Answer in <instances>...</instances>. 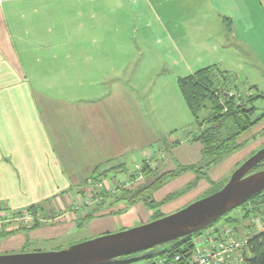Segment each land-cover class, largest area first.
I'll use <instances>...</instances> for the list:
<instances>
[{
  "label": "crops",
  "instance_id": "1",
  "mask_svg": "<svg viewBox=\"0 0 264 264\" xmlns=\"http://www.w3.org/2000/svg\"><path fill=\"white\" fill-rule=\"evenodd\" d=\"M132 1L0 0V213L29 209L44 218L1 229L0 254L28 245L60 250L82 231L85 241L171 214L206 191L209 174L227 158L240 160L244 134L255 131L245 140L254 139L250 151L264 144V136L256 140L262 119L204 176L178 172L203 165L178 80L215 68L236 85L239 73L250 78L255 60L264 66V2L144 0L166 16L168 30H107L111 5ZM52 5L53 13L46 12ZM100 11L102 30H95ZM48 18L59 30L46 26ZM254 106L256 115L264 112L262 101ZM208 116L207 108L199 113L200 120ZM143 162L149 177L176 175L131 206L105 200L70 206L94 182L124 184L140 176L129 190L146 185L150 178L134 168Z\"/></svg>",
  "mask_w": 264,
  "mask_h": 264
},
{
  "label": "trees",
  "instance_id": "2",
  "mask_svg": "<svg viewBox=\"0 0 264 264\" xmlns=\"http://www.w3.org/2000/svg\"><path fill=\"white\" fill-rule=\"evenodd\" d=\"M261 1L264 2V0ZM177 85L197 128V133L194 134L191 141L200 143L203 146V165L200 167H183L178 172L192 171L204 176L205 171L211 166L218 164L223 158L239 149V146L235 144L239 136L264 119V112L259 116L256 115L257 108L254 106L258 101L264 103V98L261 94L245 95L244 92L241 93L232 77L219 72L215 68H204L193 75L180 78ZM229 90H232L234 94L230 95ZM206 108L209 110V116L205 120H200L199 113ZM223 132L226 134H222ZM263 168L264 161L252 172ZM141 172L144 176L150 178L146 185H142L135 190H126L117 197H114L115 195L111 196L109 198L113 200L111 199L110 202H125L129 206L134 205L143 201L147 194L160 188L176 175V173H166L161 176L149 177L151 172L146 162L141 164ZM105 175L103 174V176ZM100 180L103 179L94 178V181ZM105 202H107V199ZM235 210H241L243 220H250L257 213L264 220V191L253 196ZM235 210L225 214L214 225L222 221L228 225L236 224L238 220L230 217ZM197 234L170 242V247L159 253L165 257L164 264H173L177 255H181L182 260L176 264H187L186 257L190 253L192 240ZM157 254L154 249V254L144 260L152 259ZM135 256L121 257L119 258L120 261L110 264L135 263ZM245 259L248 264H264V231L249 239Z\"/></svg>",
  "mask_w": 264,
  "mask_h": 264
},
{
  "label": "water",
  "instance_id": "3",
  "mask_svg": "<svg viewBox=\"0 0 264 264\" xmlns=\"http://www.w3.org/2000/svg\"><path fill=\"white\" fill-rule=\"evenodd\" d=\"M263 161L264 147L239 166L221 189L171 215L59 251L0 256V264H110L132 255L136 261L144 260L155 247L204 230L263 192L264 168L252 172Z\"/></svg>",
  "mask_w": 264,
  "mask_h": 264
},
{
  "label": "rangeland",
  "instance_id": "4",
  "mask_svg": "<svg viewBox=\"0 0 264 264\" xmlns=\"http://www.w3.org/2000/svg\"><path fill=\"white\" fill-rule=\"evenodd\" d=\"M149 4L150 3L145 2L144 0H136V1H132V3H124V6L122 4H118V3L115 5L112 4L111 6H115V7H113L114 9H113L111 15L105 21L106 29L107 30H168L169 29L168 23H167L168 19L166 18V16H161L155 12L156 10H151ZM95 5L97 7L98 4H95ZM152 5H154V4H152ZM46 12H52L53 13V5L51 6V8L48 7ZM78 20L80 21V24L83 25L79 28H85V30H86L87 20L85 18V15L84 16L79 15ZM35 23L36 22L34 20H32V25H34ZM44 23H46V22H43V21L41 22V24H43V25H44ZM93 23H94L95 30H102L103 22H102V18H101V11H100L99 18L95 17L93 20ZM41 24H39V26L42 29H44L43 25H41ZM46 26L51 27V29H58L59 30V27H57L55 25L54 18H48ZM53 26H54V28H53ZM252 71H253V74H250V78H246V76L244 74L239 73V76H236V78H237L236 86L239 88L241 93L246 92L248 89H250L253 86L256 89L253 91L254 93H256V94L264 93V66H260V64L257 63L255 60ZM243 90H245V91H243ZM257 106L260 109L262 104H258ZM259 112H261V110H259ZM204 115H205V112H202L201 116H204ZM263 126L264 125H261V128ZM258 130H260V129H258ZM254 133H255V131H253V130L249 131L248 133L244 134L240 138L239 141H242V143H244L245 148L242 149L239 153H237L236 156L240 157V160H238L237 163L234 164V163H232V161H230L231 158H227L221 165L216 167L217 169L215 168L216 171H215V173H213V175L209 174L210 180H212L213 182L211 184H209V186L207 187V190L204 191L203 193L199 194L191 202L187 203L186 206H183L182 208L172 212L171 214H173L177 211H180L183 208L187 207L188 205L213 194L220 187L222 188L226 184V182L229 180L231 174L239 166H241L249 157H251L253 155V153L255 154L257 151H259L261 148H263L264 144H262L261 146L251 150L252 152L250 151L254 139L250 138L247 142H245V140H247V138L250 137ZM261 136L263 137L264 133L257 135L256 140L259 139ZM224 171H225V174L222 176L221 180H219V181L213 180V179H216ZM108 177H110V176H108ZM120 193H122V192H120ZM120 193L116 194L114 197L119 196ZM185 195H186V192L184 191L183 193L178 195L180 197H177V198H174L171 200H177L180 198H184ZM97 196L99 197L100 195H96V197ZM100 197L102 199L104 196L101 195ZM106 199L108 202H110V200L112 198H103V200H106ZM183 202L186 203V201H183ZM171 214H168V215H171ZM257 214H254L250 218V220L246 221V220H243L241 218V216H242L241 210H235L231 213L230 217L235 218V220H238V222L236 224H234V227L237 228V230L239 232H241V233L244 232L243 233L244 235L250 236V238H251L252 236H255V235L264 231V220H262L260 218V216ZM168 215H165V214L157 215L156 219H154V220L163 218V217L168 216ZM154 220L150 219L148 221L151 222ZM149 222H147V223H149ZM147 223H145V224H147ZM223 223L224 222L222 221V222H219L216 224L221 225ZM141 225H144V224H140L139 226H141ZM82 234H84V231L79 232L76 236L72 237L71 240L69 239L67 244H65L62 248H60V250L66 249L67 247H69V246H66V245H68V243H73L74 241L81 240ZM96 238H98V237H96ZM86 239H89V238H86ZM93 239H95V238H92L89 240H93ZM89 240H85V241L81 240L82 242H78V243L75 242V243L79 244V243H83V242H86ZM72 245H74V244H72ZM72 245H70V246H72ZM48 246H54V244H51ZM169 247H170V243L157 246V247H155V250H156V253H158V254L155 257H153L152 259H148V260H138L135 263H131V264H159V261H163L165 259L164 255H160L159 253L163 252L164 250H167ZM48 249H50V248H41V250L40 249L38 250L35 247L28 245L24 250H20L17 252H10L7 254H0V256L59 251V250L51 251ZM36 250H38L39 252H36Z\"/></svg>",
  "mask_w": 264,
  "mask_h": 264
},
{
  "label": "built area",
  "instance_id": "5",
  "mask_svg": "<svg viewBox=\"0 0 264 264\" xmlns=\"http://www.w3.org/2000/svg\"><path fill=\"white\" fill-rule=\"evenodd\" d=\"M253 91H247L245 95H251ZM229 94L234 92L229 90ZM147 163V162H146ZM148 164V163H147ZM136 171L141 170V165H135ZM140 176L137 177L139 181ZM126 182L124 184H110L109 182H94L88 186L81 195L74 198L71 203L73 210H80L100 202L103 198H109L120 192L134 188L137 182ZM96 195H103L101 197ZM44 220L37 211L29 209L21 210L19 213H0V230L10 228L16 224L33 226ZM244 233V232H243ZM239 232L234 225L223 223L213 224L209 228L198 232L193 238L190 253L186 257L187 264H248L246 262V248L250 236ZM181 255L174 258V263L181 261ZM164 264V261H159Z\"/></svg>",
  "mask_w": 264,
  "mask_h": 264
},
{
  "label": "flooded vegetation",
  "instance_id": "6",
  "mask_svg": "<svg viewBox=\"0 0 264 264\" xmlns=\"http://www.w3.org/2000/svg\"><path fill=\"white\" fill-rule=\"evenodd\" d=\"M255 172V171H254Z\"/></svg>",
  "mask_w": 264,
  "mask_h": 264
}]
</instances>
